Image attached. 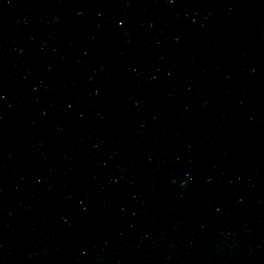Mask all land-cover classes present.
Listing matches in <instances>:
<instances>
[{
    "label": "water",
    "instance_id": "water-1",
    "mask_svg": "<svg viewBox=\"0 0 264 264\" xmlns=\"http://www.w3.org/2000/svg\"><path fill=\"white\" fill-rule=\"evenodd\" d=\"M0 264H264V0H0Z\"/></svg>",
    "mask_w": 264,
    "mask_h": 264
}]
</instances>
